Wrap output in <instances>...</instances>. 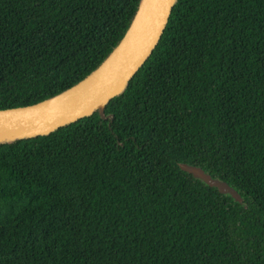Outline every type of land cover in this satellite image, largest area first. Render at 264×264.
I'll return each instance as SVG.
<instances>
[{
  "label": "trees",
  "instance_id": "trees-1",
  "mask_svg": "<svg viewBox=\"0 0 264 264\" xmlns=\"http://www.w3.org/2000/svg\"><path fill=\"white\" fill-rule=\"evenodd\" d=\"M140 2L0 0V109L84 79ZM0 264H264V0H176L103 113L0 141Z\"/></svg>",
  "mask_w": 264,
  "mask_h": 264
},
{
  "label": "water",
  "instance_id": "water-1",
  "mask_svg": "<svg viewBox=\"0 0 264 264\" xmlns=\"http://www.w3.org/2000/svg\"><path fill=\"white\" fill-rule=\"evenodd\" d=\"M176 0H141L125 35L105 60L70 88L35 104L0 109V141L48 134L91 115L124 90L160 41ZM205 184L237 201L243 197L227 181L202 167L183 163Z\"/></svg>",
  "mask_w": 264,
  "mask_h": 264
}]
</instances>
